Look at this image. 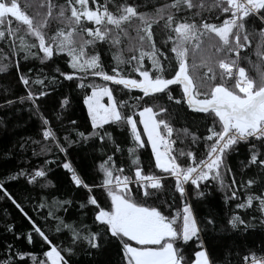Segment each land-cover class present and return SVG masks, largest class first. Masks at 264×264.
Instances as JSON below:
<instances>
[{
    "label": "snow or ice",
    "instance_id": "6c2138e0",
    "mask_svg": "<svg viewBox=\"0 0 264 264\" xmlns=\"http://www.w3.org/2000/svg\"><path fill=\"white\" fill-rule=\"evenodd\" d=\"M0 76V129H34L0 153L31 152L0 173L30 229L0 220L41 248L0 264H264V0H0ZM52 166L66 198L10 189Z\"/></svg>",
    "mask_w": 264,
    "mask_h": 264
},
{
    "label": "trees",
    "instance_id": "16d2710c",
    "mask_svg": "<svg viewBox=\"0 0 264 264\" xmlns=\"http://www.w3.org/2000/svg\"><path fill=\"white\" fill-rule=\"evenodd\" d=\"M63 67V64H61ZM27 67V66H25ZM11 77H2L0 76V85L6 84L11 81ZM67 83V82H66ZM118 87V86H113ZM175 87V86H173ZM76 115L77 117L83 118L86 116V110L83 108L82 101L81 103L76 107ZM203 114H193L192 116H189L186 121L184 122L185 125L192 124L193 120H198L199 117H201ZM27 119L26 114H21L19 117H13L11 121L9 122L7 130L0 129V153H3L8 148L11 147L12 143L21 135H31L34 131V129L31 126L26 127H16L15 125L17 123L23 124L24 120ZM181 125L178 123L176 127H180ZM142 130V129H141ZM146 139V137H144ZM89 148L87 146H81L79 149L73 152V154L70 156V160L73 162L74 166H76L78 169L81 170H87L88 167L91 164V160L88 159L89 154ZM143 152V159L147 160L148 156L150 155V148H147L146 150H141ZM31 156V152H28L24 158H17L13 157L9 159L7 163H4L0 161V173L5 172L7 169H14L17 165L19 166H26V160L27 157ZM49 159L52 157L49 156ZM33 161H36V158H33ZM53 167V171L49 174V179H51L52 183L56 186L55 188H48L41 190L39 187H36L35 189L32 188L31 185H25V182L23 178L19 181V183H12L9 185L10 189L17 194L18 197H20L21 200H23L24 196L31 195L33 198H38L40 196H46V195H54L58 198H66L68 194L71 192L72 186L69 184V177L66 174V171L62 168H56ZM49 202H51L50 196H49ZM26 210L29 211V214L33 216L37 223H42L40 216L35 211H31L32 205L25 202ZM43 212H46L47 209L41 210ZM69 216H75L74 210L70 209L69 213L67 214ZM0 217H5L8 222H11L15 225V230L18 234H23L24 232H27L30 229V225L27 223V221L24 219L22 215L19 214L18 210L15 209V207L6 200L0 199ZM47 228V226H45ZM5 243H14L15 247L23 250V251H30L36 254H39L41 251L40 245H36L33 247V245L28 244L26 239H20L18 241H13L12 235L5 234L3 232V221L0 220V257L3 256V245ZM76 264H87V261L83 257L73 258ZM28 264H31V261H28Z\"/></svg>",
    "mask_w": 264,
    "mask_h": 264
},
{
    "label": "rangeland",
    "instance_id": "374dc122",
    "mask_svg": "<svg viewBox=\"0 0 264 264\" xmlns=\"http://www.w3.org/2000/svg\"><path fill=\"white\" fill-rule=\"evenodd\" d=\"M105 100H106V98H105Z\"/></svg>",
    "mask_w": 264,
    "mask_h": 264
}]
</instances>
